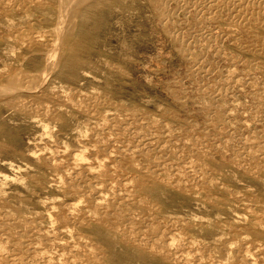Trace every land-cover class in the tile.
I'll return each instance as SVG.
<instances>
[{
	"label": "rangeland",
	"instance_id": "rangeland-1",
	"mask_svg": "<svg viewBox=\"0 0 264 264\" xmlns=\"http://www.w3.org/2000/svg\"><path fill=\"white\" fill-rule=\"evenodd\" d=\"M192 1L0 0V264H264V0Z\"/></svg>",
	"mask_w": 264,
	"mask_h": 264
},
{
	"label": "bare ground",
	"instance_id": "bare-ground-1",
	"mask_svg": "<svg viewBox=\"0 0 264 264\" xmlns=\"http://www.w3.org/2000/svg\"><path fill=\"white\" fill-rule=\"evenodd\" d=\"M91 1H93V0H62V6L60 5V6L63 8V9L61 8V9H62V13L60 14V15H61V17H60L61 20H60V22H58L59 25L56 26V27H57V28H56L57 30H56V32H55L54 35H53L54 38H56V43H57V41H61V42H63V43H67L68 41H70V39L73 37V33H74V29L71 28V26L73 27V26L75 25V24H74V25H71V24L75 21L73 18H75V17L77 18L76 15L80 12V10L82 9V7H85V5L88 6V3H90ZM181 1H182V0H181ZM185 1H188V0H185ZM195 1H196V0H195ZM195 1H194V2H195ZM199 1H200V0H199ZM203 1H204V0H203ZM210 1H211V0H210ZM213 1H214V0H213ZM218 1H219V0H218ZM218 1H217V3H215V1H214V3L218 5V4H219ZM222 1H223V0H222ZM222 1H219V2H222ZM225 1L227 2V0H225ZM232 1H234V0H232ZM241 1H242V0H241ZM248 1H249V0H248ZM260 1H261V0H260ZM100 2H102V1H100ZM158 2H159V1H158ZM177 2H178V1H177ZM192 2H193V1H192ZM192 2H191V4H192ZM194 2H193V3H194ZM234 2H235V1H234ZM234 2H231L230 4H232V3H234ZM246 2H247V1H246ZM4 3H5V2H4ZM23 3H24V2H23ZM107 3H108V2H106V4H107ZM152 3H153V2H152ZM181 3H182V2H181ZM211 3H212V2H211ZM214 3H213L212 5H214ZM222 3H225V2H222ZM222 3H220V4L223 5ZM237 3H238V0H237V2L234 3V4H237ZM240 3H241V2H240ZM240 3H238V5H239ZM244 3H245V2H244ZM261 3H262V1H261ZM90 4H91V3H90ZM96 4H97V5L100 4L99 1H98ZM109 4H110V3H109ZM168 4H169V3H168ZM182 4H183V3H182ZM182 4H181V6H182ZM203 4H206V3L203 2ZM203 4H202V5H203ZM207 4H210V3H207ZM241 4H242V3H241ZM255 4H256V3H255ZM257 4H258V3H257ZM97 5H96V6H97ZM101 5H102V4H101ZM185 5H186V4H185ZM187 5H188V4H187ZM221 5H220V6H221ZM228 5H229V4H228ZM242 5H243V4H242ZM247 5H248V4H247ZM260 5H261V4H260ZM11 6H12V5H11ZM178 6H179V5H178ZM181 6H180V8H181ZM208 6H209V10L211 11V9H210V5H208ZM208 6H207V8H208ZM214 6H215V5H214ZM220 6H219V7H220ZM244 6H245V5H243V6H238V7H239V9H240V7H241V8L243 7L242 9H244V8H245ZM249 6H250V5H249ZM188 7H189V6H187V8H188ZM192 7H194V6H192ZM217 7H218V6H217ZM219 7H218V8H219ZM224 7L226 8V4L224 5ZM232 7H234V6H232ZM238 7H237V5H236V8H238ZM250 7H252V6H250ZM85 8H87V7H85ZM178 8H179V7H178ZM184 8H186V7H184ZM187 8H186V9H187ZM218 8H216V9H218ZM234 8H235V7H234ZM247 8H248V7H247ZM257 8H259V7H257ZM61 9H60V10H61ZM190 9H191V8H190ZM195 9H196V8H195ZM195 9H194V10H195ZM214 9H215V8H214ZM214 9H213V10H214ZM216 9H215V10H216ZM228 9H229V8H228ZM262 9L264 10V7H263ZM16 10H17V9H16ZM188 10H189V9H188ZM206 10H208V9H206ZM206 10H205V11H206ZM209 10H208V13L210 12ZM215 10H214V11H215ZM251 10H252V9H251ZM171 11H172V10H171ZM177 11H178V10H177ZM181 11H182V10H181ZM205 11H204V12H205ZM219 11H220V10H219ZM222 11H223V10H222ZM228 11H229V10H228ZM239 11H241V10H238V9H237L236 12L239 13ZM258 11H259V10H258ZM195 12H196V11H195ZM254 12H255V11H254ZM177 13H178V12H177ZM198 13H199V10H198ZM233 13H235V12H233ZM238 13H235V14H238ZM241 13H242V12H241ZM244 13H247V12H244ZM244 13H242V14H244ZM249 13H250V12H249ZM249 13H248V15L251 16L252 14H249ZM252 13H253V11H252ZM261 13H263V12H261ZM199 14H200V13H199ZM211 14H212V12H211ZM235 14H234V15H235ZM4 15H5V14H4ZM83 15H84V14H83ZM195 15H196V13H195ZM202 15H205V14H202ZM207 15H208V14H207ZM213 15H215V12H214ZM213 15H211V16H213ZM234 15H233V16H234ZM240 15H241V14H240ZM256 15H257V11H256ZM199 16H200V15H199ZM205 16H206V15H205ZM241 16H245V14H244V15H241ZM83 17H84V16H83ZM208 17H209V15H208ZM245 17H246V16H245ZM251 17H252V16H251ZM251 17H250V18H251ZM60 18H59V19H60ZM81 18H82V16H81ZM205 18H206V17H205ZM214 18H217L216 15L214 16ZM219 18H221V17H219ZM222 18H223V17H222ZM255 18H256V17H255ZM72 19H73V21H72ZM162 19H163V18H162ZM263 19H264V18H263ZM76 20H77V19H76ZM82 20H83V18H82ZM202 20H203V19H202ZM210 20H211V19H210ZM222 20H223V19H222ZM231 20H232V19H231ZM245 20H246V19H245ZM250 20H251V19H250ZM58 21H59V20H58ZM71 21H72V23H69V22H71ZM78 21H79V20H78ZM78 21H75V22H78ZM205 21H206V20H205ZM253 21H254V18H253ZM256 21L258 22V20H256ZM11 22H12V21H11ZM234 22H235V21H234ZM236 22H237V20H236ZM238 22H239V21H238ZM251 22H252V21H251ZM254 22H255V21H254ZM254 22H253V24H254ZM206 23H207V22H206ZM209 23H210V22H209ZM247 23L249 24V22H247ZM259 23H262V22H258V24H259ZM199 24H200V23H199ZM232 24H233V23H232ZM248 24H247V25H248ZM255 24H256V23H255ZM164 25H165V24H164ZM200 25H201V24H200ZM259 25H260V24H259ZM259 25H258V26H259ZM214 26H215V25H214ZM249 26H250V25H249ZM76 27H77V26H76ZM76 27H75V28H76ZM193 27H195V26H193ZM198 27H199V26H198ZM263 27H264V26H263ZM29 28H30V27H29ZM204 29H205V28H204ZM18 31H19V30H18ZM29 31H30V30H29ZM45 31H46V30H45ZM75 31H76V29H75ZM183 31H184V30H183ZM244 31H245V30H244ZM38 32H39V31H38ZM27 33H28V32H27ZM40 33H41V32H40ZM168 33H169V32H168ZM173 33H174V32H173ZM28 34H29V33H28ZM75 34H76V32H75ZM177 34H178V33H177ZM200 34H201V33H200ZM225 34H226V33H225ZM16 35H17V34H16ZM37 36H38V35H37ZM40 36H42V35H40ZM175 36H176V35H175ZM175 36H174V37H175ZM209 36H210V35H209ZM214 36H216V35H214ZM230 36H231V35H230ZM14 37H15V35H14ZM27 37H28V36H27ZM170 37H171V36H170ZM220 37H221V35H220ZM225 37H226V36H225ZM25 38H26V37H25ZM36 38H37V37H36ZM45 38H46V37H45ZM175 38H176V37H175ZM30 39H31V38H30ZM40 39H41V38H40ZM40 39H39V40H40ZM207 39H208V38H207ZM45 40H46V39H45ZM45 40H44V41H45ZM180 40H181V39H180ZM222 40H223V39H222ZM22 41H24V40H22ZM49 41H50V40H49ZM190 41H191V40H190ZM36 42H38V40H37ZM20 43H21V42H20ZM24 43H25V42H24ZM26 43H28V42L26 41ZM26 43H25V44H26ZM32 43H33V42H32ZM181 43H182V41H181ZM197 43H198V42H197ZM59 44H60V43L58 42V44H55V45L58 46ZM187 44H188V43H187ZM187 44H186V45H187ZM186 45H185V46H186ZM192 45H193V44H192ZM233 45H234V44H233ZM25 46H26V45H25ZM30 46H31V45H30ZM57 46H56V48H57ZM62 46H63V45H62ZM182 46H183V45H182ZM43 47H44V46H43ZM52 47H53V46H51V48H52ZM63 47H64V46H63ZM66 47H67V46L65 45V48H66ZM199 47H200V46H199ZM21 48H22V47H21ZM53 48H55V47H53ZM182 48H183V47H182ZM57 49H58V48H57ZM60 49H61V48H60ZM199 49H200V48H199ZM191 50H192V49H191ZM209 50H210V49H209ZM209 50H208V51H209ZM49 51H50V50H49ZM63 51H64V50H63ZM63 51H62V52H63ZM72 51H73V50H72ZM219 51H220V50H219ZM181 52H182V49H181ZM200 52H201V51H200ZM247 52H248V51H247ZM51 53H52V55H51ZM51 53H49V55H50L51 57H53V59H55L54 57L57 56V55H56V51H55L54 53H53V51H52ZM194 53H195V52H194ZM201 53H202V52H201ZM61 54H62V53H61ZM215 54H216V53H215ZM26 55H27V54H26ZM49 55H48L47 57H50ZM75 55H76V54H75ZM193 55H194V54H193ZM30 56H32V55H30ZM82 56H83V55H82ZM27 57H28V56H27ZM33 57H34V56H33ZM43 57H44V56H43ZM77 57H78V56H77ZM24 58H25V57H24ZM36 58H37V57H36ZM59 58H60V60H61V55H60ZM84 58H85V57H84ZM31 59H32V58H31ZM49 59H50V58H48V60H49ZM203 59H204V58H203ZM27 60H28V58H27ZM79 60H80V59H79ZM84 60H85V59H84ZM205 60H206V59H205ZM24 61H25V60H24ZM41 61H42V59H41ZM61 61H62V60H61ZM61 61H59V62H61ZM33 62H34V61H33ZM36 62H37V61H36ZM49 62H50V61H49ZM63 62H64V61H63ZM211 62H212V61H211ZM40 63H41V62H40ZM51 63H52V62H51ZM51 63H50V64H51ZM64 63H66V62H64ZM85 63H87V62H85ZM189 63H190V62H189ZM209 63H210V62H209ZM31 64H32V63H31ZM61 64H63V63L61 62ZM61 64H60V65H61ZM41 65H42V64H41ZM54 65H55V64H54ZM58 65H59V64H58ZM201 65H203V64H201ZM20 66H21V65H20ZM51 66H52V65H51ZM62 66H63V65H62ZM83 66H84V65H83ZM83 66H81V67H83ZM208 66H209V65H208ZM218 67H219V66H218ZM18 68H19V67H18ZM25 68H26V67H25ZM60 68H61V66H60ZM203 68H204V67H203ZM203 68H202V69H203ZM46 69H47V68H46ZM197 69H198V68H197ZM253 69H254V68H253ZM28 70H29V69H27V71H28ZM48 70H49V69H48ZM69 70H70V69H69ZM119 70H120V69H119ZM23 71H25V70H23ZM23 71H21V72H23ZM43 71L46 72L45 69H43ZM85 71H86V70H85ZM15 72H17V71H15ZM45 72H44V73H45ZM48 72H49V74H50V73H51V70H49ZM11 73H12V72H11ZM25 73H26V72H25ZM27 73H28V72H27ZM29 73H31V72H29ZM41 73H42V71H41ZM41 73H40V74H41ZM54 73H55V70H54ZM72 73H73V72H72ZM72 73H70V74H72ZM82 73H83V72H82ZM16 74H17V75H20L21 73L19 72V74H18V72H17ZM16 74H15V75H16ZM22 74L24 75V73H22ZM46 74H47V73H46ZM70 74H69V75H70ZM232 74H233V73H232ZM29 75H30V74H29ZM44 75H45V74H44ZM62 75H64V74H62ZM62 75H61V76H62ZM72 75H73V74H72ZM84 75H85V74H84ZM11 76H12V75H11ZM24 76H25V75H24ZM24 76H23V78H24ZM27 76H28V74H27ZM50 76H51V75H50ZM56 76H57V75H56ZM85 76H86V75H85ZM87 76H88V75H87ZM12 77H13V76H12ZM29 77H30V76H29ZM29 77H28V78H29ZM42 77H43V75H42ZM46 77H47V76H46ZM48 77H49V75H48ZM52 77H54V76H52ZM58 77H59V79H60V76H58ZM71 77H72V76H71ZM21 78H22V77H21ZM21 78H20V79H21ZM32 78H35V76H34V77H31L30 79H32ZM36 78H38V77L36 76ZM40 78H41V77H40ZM43 78H44V77H43ZM43 78H41V80H42ZM17 79H18V78H17ZM34 80H35V79H34ZM41 80H40V82H41ZM45 80H46V79H44L43 82H44ZM51 80H52V79H51ZM54 80H55V79H54ZM11 81H12V79H11ZM22 81H23V80H22ZM22 81H20V84H21ZM23 82H24V84H25V83H27L28 81H27V82L23 81ZM34 82H35V81H34ZM40 82H39V86H40ZM46 82H47V80H46ZM46 82H45V83H46ZM8 83H9V82H8ZM14 83H15V82H14ZM30 83H31V82H30ZM32 83H33V82H32ZM41 83H42V82H41ZM54 83H56V82H54ZM35 84H36V82H35ZM37 84H38V83H37ZM42 84H43V83H42ZM43 85H44V84H43ZM231 85H232V84H231ZM28 86H30V85H28ZM33 86H34V85H33ZM33 86H32V87H33ZM35 86H36V85H35ZM37 86H38V85H37ZM37 86H36V88H37ZM41 86H42V85H41ZM50 86H51V85H50ZM61 86H62V85H61ZM227 86H228V85H227ZM4 87H5V86H4ZM18 87H19V86H18ZM21 87H22V86H21ZM53 87H54V86H53ZM1 88L3 89V87H1ZM27 88H29V87H26V89H27ZM43 88H44V87H43ZM231 88H232V87H231ZM2 89L0 90V92L2 91ZM20 89H21V88H20ZM23 89H24V88L22 87L21 90H23ZM21 90H20V91H21ZM24 90H25V89H24ZM28 90H29V89H28ZM30 90H31V89H30ZM33 90H34V88H33ZM50 90H51V89H50ZM26 91H27V90H26ZM57 91H58V90H57ZM4 92H6V91H4ZM8 92H9V91H8ZM8 92H7V94H8ZM14 92H17V91H14ZM64 92H65V91H64ZM25 93H26V92H25ZM34 93H35V92H34ZM51 93H52V92H51ZM61 93H62V92H61ZM0 94H1V93H0ZM4 94H6V93H4ZM26 94H27V93H26ZM66 94H68V93L66 92ZM1 95L4 96L3 94H1ZM36 95H38V94H36ZM36 95H35V96H36ZM209 95H210V94H209ZM10 96H11V95H10ZM33 96H34V94H33ZM35 96H34V97H35ZM53 96H54V95H53ZM31 97H32V95H31ZM51 97H52V96H51ZM77 97H78V96H77ZM1 98H2V97H1ZM13 98H14V97H13ZM41 98H42V97H41ZM38 99H40V98H38ZM44 99H45V98H43V100H44ZM65 99H66V98H65ZM65 99H64V100H65ZM93 100H94V99H93ZM93 100H92V101H93ZM0 101H1V100H0ZM4 101H5V100H4ZM54 101H55V99H54ZM1 102H2V101H1ZM3 103H4V102H3ZM49 103H50V102H49ZM97 103H98V102H97ZM102 103H103V102H102ZM30 104H31V103H30ZM36 104H37V102H36ZM45 104H46V103H45ZM231 104H232V103H231ZM33 105H34V104H33ZM52 105H53V102H52ZM55 105H56V104H55ZM92 105L94 106L93 103H92ZM234 105H235V103H234ZM30 107H31V106H30ZM33 107H34V106H33ZM33 107H32V108H33ZM45 107L47 108L46 105H45ZM45 107H44V110L47 111V109H45ZM54 107H55V106H54ZM87 107H88V106H87ZM90 107H91V106H90ZM82 108H83V107H82ZM33 109H34V108H33ZM83 109H84V108H83ZM50 110H52V109H50ZM56 110H57V109H56ZM62 111H63V109H62ZM252 111H253V110H252ZM42 113H43V112H42ZM240 113H241V112H240ZM43 114H44V113H43ZM53 114H54V113H53ZM59 115H60V114H59ZM105 115H106V114H105ZM126 115H127V114H126ZM42 116H43V115H42ZM123 116H124V115H123ZM145 116H146V115H145ZM44 117H45V116H44ZM131 117H132V116H131ZM143 117H144V116H143ZM107 118H108V117H107ZM132 118H133V117H132ZM137 118H138V117H137ZM139 118H140V117H139ZM144 118H145V117H144ZM55 119H56V117H55ZM58 119H59V118H58ZM104 120H106V119H104ZM140 120H141V119H140ZM34 121H35V120H34ZM40 121H41V120H40ZM41 122H43V121H41ZM140 122H141V121H140ZM40 124H42V123H40ZM45 125H46V124H45ZM41 126H42V125H41ZM47 127H48V125H47ZM112 128H113V126H112ZM122 128H123V127H122ZM44 129H45V128H44ZM48 129H49V128H48ZM110 129H111V128H110ZM123 129H124V128H123ZM145 129H146V128H145ZM42 131H44V130H42ZM46 131H48V130H46ZM105 131H106V130H105ZM108 131H109V130H108ZM174 131H175V130H174ZM48 132H49V131H48ZM50 132H52V131L50 130ZM122 132H123V131H122ZM42 133H43V132H42ZM84 133H85V132H84ZM133 133H134V132H133ZM166 133H167V132H166ZM45 134H46V132H45ZM52 134H53V133H52ZM81 134H82V133H81ZM87 134H88V132H87ZM90 134H91V133H90ZM49 135H50V134L48 133V136H49ZM82 135H83V134H82ZM95 135H96V134H95ZM130 135H131V134H130ZM39 136H40V135H39ZM45 136H46V135H45ZM52 136H53V135H52ZM85 136H86V133H85L84 137H85ZM50 137H51V136H50ZM86 137H87V136H86ZM95 137H96V136H95ZM95 137H94V138H95ZM119 137H120V136H119ZM44 138H45V137H44ZM127 138H128V137H127ZM129 138H131V137H129ZM132 138H133V137H132ZM45 139H46V138H45ZM47 139H48V138H47ZM88 139H89V138H88ZM139 139H141V138H139ZM139 139H138V141H139ZM185 139H186V138H185ZM80 140H81V139H80ZM82 140H83V139H82ZM131 140H132V139H131ZM77 141H78V140H77ZM136 141H137V140H136ZM245 141H246V140H245ZM29 143H30V142H29ZM41 143H42V141H41ZM83 143H84V142H83ZM136 144H137V143H136ZM256 144H257V143H256ZM35 145H36V144H35ZM9 146H10V145H9ZM66 146H68V145L66 144ZM80 146H81V145H80ZM82 146H83V145H82ZM131 146H132V145H131ZM233 146H234V145H233ZM257 146H258V144H257ZM62 147H63V146H62ZM69 147H70V146H69ZM218 147H219V146H218ZM250 147H253V146H250ZM250 147H249V148H250ZM258 147H259V146H258ZM7 148H8V146H7ZM14 148H15V147H14ZM65 148H66V147H65ZM84 148H85V146H84ZM84 148H83V149H84ZM104 148H105V147H104ZM111 148H112V147H111ZM232 148H233V147H232ZM9 149H10V148H9ZM44 149H45V148H44ZM260 149L263 150L264 147L262 146V148H260ZM38 150H40V149H38ZM45 150H46V149H45ZM101 150H102V149H101ZM189 150H190V149H189ZM59 151H60V150H59ZM119 151H120V150H119ZM158 151H159V150H158ZM190 151H191V150H190ZM39 152H40V151H39ZM41 152H42V151H41ZM75 152H76V151H75ZM75 152H74V153H75ZM78 152L80 153V151H78ZM122 152H123V151H122ZM215 152H216V151H215ZM232 152H234V151H232ZM236 152H237V151H236ZM42 153H44V152H42ZM81 153L84 154L83 152H81ZM40 154H41V153H40ZM40 154H39V155H40ZM75 154H76V153H75ZM108 154H109V153H108ZM123 154H124V153H123ZM30 155H31V154H30ZM32 155H33V154H32ZM34 155H35V153H34ZM39 155H37V156H39ZM70 155H71V154H70ZM72 155H73V154H72ZM72 155H71V157H72ZM77 155H79V154H77ZM91 155H92V154H91ZM98 155H99V154H98ZM166 155H167V154H166ZM4 156H5V154H4ZM75 156H76V155H75ZM75 156H73V157H75ZM82 156L84 157L85 155H82ZM130 156H131V155H130ZM35 157H36V156H35ZM73 157H72V158H73ZM78 157L80 158L81 156L79 155ZM83 157H82V158H83ZM104 157H106V156L104 155ZM131 157H132V156H131ZM36 158H37V157H36ZM82 158H80V159H82ZM89 158H91V160H92V157H89ZM96 158H98V157L96 156ZM263 158H264V157H263ZM74 159H78L77 156H76V158H74ZM80 159H79V160H80ZM83 159H84V158H83ZM83 159H82V160H83ZM111 159H113V158H111ZM212 159H213V158H212ZM84 160H87V159H84ZM102 160H103V159L101 158V161H102ZM105 160H106V159H105ZM109 160H110V159H109ZM87 161H88V160H87ZM87 161H85V163H86L85 165H86V166H87ZM89 161H90V160H89ZM97 161H98V160H97ZM101 161H99V162H101ZM103 161H104V160H103ZM103 161H102V163L104 164ZM107 161H108V160H107ZM70 162H71V161H70ZM90 162H91V161H90ZM99 162H98V164H100V167H101V163H99ZM78 163H79V162H78ZM83 163H84V162H83ZM88 163H89V162H88ZM184 163H185V162H184ZM202 163H203V162H202ZM242 163H243V162H242ZM54 164H55V163H54ZM58 164H59V163H58ZM58 164H57V165H58ZM92 164H94V163H92ZM113 164H114V163H113ZM57 165H56V166H57ZM90 165H91V164H89V166H90ZM95 165H97V164H95ZM110 165H111V164H110ZM11 166H12V165H11ZM86 166H85V167H86ZM102 166H103V165H102ZM111 166H113V165H111ZM111 166L109 167L110 169L112 168ZM54 167H55V166H54ZM54 167H53V168H54ZM93 167H94V165H93ZM200 167H201V166H200ZM253 167H254V166H253ZM86 168H87V167H86ZM90 168H91V166H90ZM95 168H96V167H95ZM12 169H13V168H12ZM78 169H79V168H78ZM96 169H97V168H96ZM136 169H137V168H136ZM161 169H162V168H161ZM161 169H160V170H161ZM261 169H262V168H261ZM84 170H85V169H84ZM87 170H89V169H87ZM92 170H93V169H92ZM92 170H91V171H92ZM112 170H113V169H112ZM112 170H111V171H112ZM168 170H169V169H168ZM192 170H193V167H192ZM197 170H198V169H197ZM62 171H63V170H62ZM62 171H61V172H62ZM85 171H86V170H85ZM141 171H142V170H141ZM87 172H88V171H87ZM92 172H93V171H92ZM96 173H97V172H96ZM156 173H157V172H156ZM126 174H127V173H126ZM146 174H147V173H146ZM173 174H174V173H173ZM160 175H161V173H160ZM133 176H134V175H133ZM156 176H157V175H156ZM126 177H127V176H126ZM131 177H132V176H131ZM159 177H160V176H159ZM159 177H158V178H159ZM19 179H20V178H19ZM59 179H60V178H59ZM81 179H82V178H81ZM116 179H117V178H116ZM153 179H154V178H153ZM209 179H210V178H209ZM74 180H75V179H74ZM87 180H88V179H87ZM60 181H61V180H60ZM139 181H141V180H139ZM101 182H103V181H101ZM176 182H177V181H176ZM123 183H124V182H123ZM131 183H132V182H131ZM86 184H87V183H86ZM92 184H94V183H92ZM95 184H96V183H95ZM98 184H99V183H98ZM109 184H110V183H109ZM171 184H172V183H171ZM62 185H63V184H62ZM64 185H65V184H64ZM100 185H103V184H100ZM140 185H141V184H140ZM172 185H173V184H172ZM59 186H60V184H59ZM146 186H147V185H146ZM146 186H144V187H146ZM148 186H149V185H148ZM153 186H154V185H153ZM193 187H194V186H193ZM100 188H101V187H100ZM200 188H201V187H200ZM108 189H109V188H108ZM67 191H68V190H67ZM123 191H124V190H123ZM128 191H129V190H128ZM131 191H132V190H131ZM104 192H105V191H104ZM81 193H82V192H81ZM81 193H80V194H81ZM93 193H94V192H93ZM108 193H109V192H108ZM118 193H119V192H118ZM123 193H124V192H123ZM132 193H133V192H132ZM70 194H71V193H70ZM121 194H122V193H121ZM95 195H96V194H95ZM101 195H102V194H101ZM104 195H105V194H104ZM125 195H126V194H125ZM105 196H106V195H105ZM236 196H237V195H236ZM240 197H241V196H240ZM242 197H243V195H242ZM105 198H106V197H105ZM124 198H125V197H124ZM257 200H258V199H257ZM99 202H100V201H99ZM136 202H137V201H136ZM47 203H48V202H47ZM47 203H46V204H47ZM96 204H97V203H96ZM100 204H103V203H100ZM53 205H55V204H52V206H53ZM77 205H78V204H77ZM56 206H57V205H56ZM74 206H76V205H74ZM93 207H94V206H93ZM114 207H115V206H114ZM50 208H51V207H50ZM55 208H56V207H55ZM98 208H99V207H98ZM53 209H54V208H53ZM46 210H47V209H46ZM52 211H53V210H52ZM52 211H51V212H52ZM101 211H102V210H101ZM54 213H55V211H54ZM66 213H67V212H66ZM72 213H73V212H72ZM101 213H102V212H101ZM57 214H58V213H57ZM51 215H52V214H51ZM51 215H50V217H51ZM66 215H67V214H66ZM102 215H103V214H102ZM70 217H71V216H70ZM180 217H181V216H180ZM262 218H263V217H262ZM51 219H54V217L51 218ZM61 219H62V217H61ZM88 219H89V218H88ZM150 219H151V218H150ZM260 219H261V218H260ZM81 220H82V219H81ZM16 221H17V220H16ZM51 221H52V220H51ZM150 221H151V220H150ZM96 222H97V221H96ZM141 222H142V221H141ZM151 222H152V221H151ZM253 222H255V221H253ZM253 222H252V223H253ZM105 223H106V222H105ZM105 223H104V225H105ZM255 223H256V222H255ZM255 223H254V224H255ZM258 223L260 224V222H258ZM229 224H230V223H229ZM255 225H256V224H255ZM173 226H174V225H173ZM181 226H182V225H181ZM28 227H29V226H28ZM259 227H261V224H260ZM262 227H263V226H262ZM29 228H30V227H29ZM64 228H65V226H64ZM147 228H148V227H147ZM253 228H254V227H253ZM66 229H67V228H66ZM145 229H146V228H145ZM145 229H144V230H145ZM168 229H169V228H168ZM179 229H180V228H179ZM27 230H28V229H27ZM60 230H62V229H60ZM60 230H59V232H60ZM180 230H182V229H180ZM258 230H259V229H258ZM261 230H263V229L261 228ZM32 231H33V230H32ZM46 231H47V230H46ZM63 231H64V230H62L60 233H62ZM255 231H256V230H255ZM66 232H67V231H66ZM240 232H241V231H240ZM21 233H22V232H21ZM70 233H71V232H70ZM76 233H77V232H76ZM128 233H129V232H128ZM130 233H131V232H130ZM57 234H58V233H57ZM65 234H66V233H65ZM65 234H64V235H65ZM72 234H73V233H72ZM68 235H69V234H68ZM158 235H160V234H158ZM125 236H126V235H125ZM231 236H232V235H231ZM236 236H237V235H236ZM4 238H5V237H4ZM149 238H150V237H149ZM171 238H173V237L171 236L169 239H171ZM176 238H177V237H176ZM2 239H3V238H2ZM76 239H77V238H76ZM188 240H190V239H188ZM188 240H187V241H188ZM5 241H6V240H5ZM84 241H85V240H84ZM126 241H127V240H126ZM167 242H168V241H167ZM170 242H172V240H171ZM170 242H169V243H170ZM173 242H174V240H173ZM188 242H189V241H188ZM191 242H192V239L190 240L189 243L191 244ZM255 242H256V241H255ZM258 242H259V241H258ZM138 243H139V242H138ZM138 243H137V244H138ZM194 243H195V242H194ZM245 243H247V242H245ZM139 244H140V243H139ZM150 244H151V243H150ZM166 244H167V243H166ZM175 244H176V243H175ZM263 244H264V243H263ZM167 245H168V244H167ZM200 245H201V244H200ZM218 245H219V244H218ZM248 245H249V244H248ZM254 245H255V243H254ZM77 246H78V245H77ZM137 246H138V245H137ZM173 246H174V245H173ZM225 246H227V245H225ZM243 246H245V245H243ZM249 246H250V245H249ZM249 246H248V248H249ZM262 246H263V245H262ZM48 247H49V246H48ZM142 247H143V246H142ZM219 247H220V246H219ZM246 247H247V246H246ZM229 248H230V247H229ZM229 248H228V249H229ZM256 248H257V247H256ZM91 249H92V248H91ZM160 249H161V248H160ZM261 249H262V248H261ZM263 249H264V248H263ZM25 250H26V249H25ZM68 250H69V249H68ZM73 250H74V249H73ZM88 250H89V249H88ZM157 250H158V249H156V251H157ZM225 250H227V249H225ZM243 250H244V249H243ZM246 250H250V248H249V249H246ZM255 250H256V249H255ZM255 250H254V251H255ZM259 250H260V249H259ZM3 251H4V250H3ZM70 251H71V250H70ZM158 251H159V250H158ZM173 251H174V250H173ZM195 251H196V250H195ZM211 251H212V250H211ZM257 251H258V249H257ZM0 252H1V251H0ZM42 252H43V251H42ZM45 252H46V251L44 250V254H43V255H46ZM208 252H209V251H208ZM237 252H238V251H237ZM252 252H253V251H252ZM255 252H256V251H255ZM259 252H260V251H259ZM75 253H76V252H75ZM81 253H82V252H81ZM241 253H242V252H241ZM248 253L250 254L249 251H248ZM49 254H50V253H49ZM63 254H64V253H63ZM69 254H70V253H69ZM153 254H154V253H153ZM173 254H174V253H173ZM194 254H195V253H194ZM212 254H213V253H212ZM231 254H232V253H231ZM236 254L238 255V253H236ZM244 254H245V252H244ZM246 254H247V251H246ZM249 254H248V255H249ZM4 255H5V254H4ZM47 255H48V253H47ZM59 255H60V254H59ZM83 255H84V254H83ZM155 255H156V254H155ZM165 255H166V254H165ZM251 255H252V254H251ZM251 255H250V257H251ZM255 255H256V254H255ZM263 255H264V254H263ZM38 256H39V255H38ZM41 256H42V254H41ZM187 256H188V255H187ZM245 256H246V255H245ZM42 257H43V256H42ZM83 257H84V256H83ZM163 257H164V255H163ZM248 257H249V256H248ZM248 257H247V258H248ZM13 258H14V257H13ZM43 258H44V257H43ZM188 258H190V256H189ZM242 258H243V257H242ZM242 258H241V259H242ZM259 258H260V257H259ZM47 259H48V258H47ZM171 259H175V258H171ZM238 259H239V258H238ZM248 259H250V258H248ZM252 259H253V255H252ZM263 259H264V257H263ZM39 260H40V259H39ZM42 260H43V259H42ZM45 260H46V259H45ZM50 260H52V259H50ZM50 260H49V262H50ZM73 260H74V259H73ZM203 260H204V259H203ZM243 260H244V259H243ZM250 260H251V259H250ZM260 260H261V259H260ZM15 261H16V260H15ZM76 261H77V260H76ZM171 261H172V260H171ZM171 261H170V262H171ZM173 261H174V260H173ZM244 261H245V260H244ZM263 261H264V260H263ZM92 262H93V261H92ZM92 262H91V263H92ZM252 262H253V261H252ZM52 263H53V262H52ZM183 263H184V262H183ZM241 263H242V262H241ZM249 263H250V261H249ZM261 263H262V262H261ZM261 263H260V264H261ZM46 264H47V263H46ZM58 264H59V262H58ZM239 264H240V263H239ZM244 264H245V263H244ZM251 264H252V263H251ZM253 264H254V262H253Z\"/></svg>",
	"mask_w": 264,
	"mask_h": 264
}]
</instances>
